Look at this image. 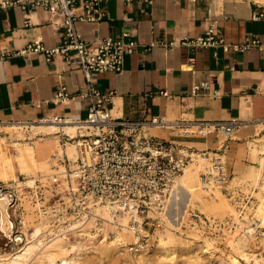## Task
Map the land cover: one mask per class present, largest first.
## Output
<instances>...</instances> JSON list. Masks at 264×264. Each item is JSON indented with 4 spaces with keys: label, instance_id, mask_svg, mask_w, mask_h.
<instances>
[{
    "label": "crops",
    "instance_id": "0c3cea01",
    "mask_svg": "<svg viewBox=\"0 0 264 264\" xmlns=\"http://www.w3.org/2000/svg\"><path fill=\"white\" fill-rule=\"evenodd\" d=\"M9 1L0 6V119H40L60 114L86 118L89 100L80 97L56 99L60 85L75 93L85 79L61 55L25 54L26 46L40 39L46 47L62 40V29L51 23L47 9L30 0ZM258 0H108L105 15L96 22L79 21L84 39L95 35L134 40L133 53L126 54L120 72L99 74L95 86L112 93L108 107L116 117L142 119L165 115L175 119H239V127L225 149L227 165L239 173L254 164L249 142L264 132V17ZM215 23L223 32L228 50L222 46L193 48L179 44L184 38L205 36ZM259 38L258 45H239ZM153 41L157 44L151 46ZM177 41L173 46L164 42ZM261 45V46H260ZM208 78L217 97L193 96L188 92L196 81ZM167 92L168 94H164ZM155 135L191 147L216 151L220 135L181 136L176 129L154 128ZM55 134L38 138L42 151L50 152ZM254 137V138H253ZM7 141L15 143L10 136ZM33 143V141H32Z\"/></svg>",
    "mask_w": 264,
    "mask_h": 264
},
{
    "label": "built area",
    "instance_id": "2783aa9c",
    "mask_svg": "<svg viewBox=\"0 0 264 264\" xmlns=\"http://www.w3.org/2000/svg\"><path fill=\"white\" fill-rule=\"evenodd\" d=\"M107 1H29L32 6L47 9L52 25L56 29H62V40L53 47H46L40 39H36L22 52L58 54L66 63L80 69L85 79L84 87L75 93H69L65 85H60L55 98L80 97L89 100L88 115L86 118L58 114L36 120L0 119V135L10 137L12 134L7 129H12L16 137L17 133L23 132L26 135L23 139L29 140L55 134L62 148H66L68 143H73L76 147L75 159L67 153L63 156L52 154L64 169L60 171L58 165H53L56 172L48 174V180H45L46 175L34 178L32 184L28 183L29 180L24 175H18L16 179L9 181L0 180V202L6 203L8 217L7 223L0 206V256L22 251L27 241L24 231L27 207L33 208L36 214L47 220L46 232L50 237L71 233L72 223L78 221L80 224L91 223V230L105 238V235L111 234H106L105 220L122 228L118 220L124 215L128 216L126 227L135 235H139L142 225L150 218L149 212H162L176 180L190 163L203 157L207 159L200 172L201 183L207 189L231 186L228 184L235 177L228 168L225 149L228 147L227 141L245 124L243 121L172 120L161 114L149 115L142 119H126L113 115L107 105L112 93L101 92L95 82L102 72H120L125 55L134 52L137 42L126 40L124 37L128 33H123L122 37L117 38L95 35L87 40L76 27L79 21L101 20L105 15L104 4ZM254 2L264 9L263 3ZM9 4V1H0V6L6 7ZM253 16L264 17V10ZM259 42L260 39L255 38L251 43L239 45L238 48L243 50L258 45ZM155 44L157 41H153L151 46ZM176 44L177 41L164 42L167 46ZM179 44L193 48L222 46L225 50L231 47V44L225 41L221 28L215 23L209 26L205 36L184 37ZM260 89L264 93V78ZM188 93L202 97L218 96V91L212 89L208 78L194 82ZM48 123L56 124L59 129L54 133L33 132L35 125ZM66 125H74L75 133L66 132L63 129ZM154 128L176 129L181 136L205 137L216 134L220 135L221 141L218 150L214 152L195 151L189 146L155 135L151 131ZM232 187L230 188L233 192L240 189L236 185ZM102 206L109 212L107 219L97 211V208ZM204 221L209 222L211 228L220 230L222 222L206 219ZM244 228L257 237L264 234L263 221L260 218H251ZM137 240L139 242V238Z\"/></svg>",
    "mask_w": 264,
    "mask_h": 264
},
{
    "label": "rangeland",
    "instance_id": "374dc122",
    "mask_svg": "<svg viewBox=\"0 0 264 264\" xmlns=\"http://www.w3.org/2000/svg\"><path fill=\"white\" fill-rule=\"evenodd\" d=\"M261 128H264V125L261 124L259 129ZM7 130H10V134H12L11 137L14 138L15 142H28L34 145L36 148V158L41 162L47 163V166L45 167L40 162L37 165L28 162L30 163L31 168L29 169V172L23 174L17 172V177L18 175H24L28 179L29 177H32V181H29L32 183L34 178L39 175H46L45 180H48L47 175L56 172L53 165H58L60 171L64 169V166L58 162L57 158L52 156L54 153H66L63 152L65 149L59 145L58 140L55 142V145L51 148L50 152L47 153L42 151L41 146L36 145L38 137L33 140L23 139V137L26 136L25 133H17L16 137L15 134L12 133V129ZM38 131L44 130L37 128L33 130L34 133ZM263 135L264 132H262L255 140H258V143H264ZM2 136L4 135L2 134ZM19 137L22 139L18 140L17 138ZM7 142L9 144V153H15L14 143L11 141ZM59 149L62 153L59 152ZM259 155L264 157V152ZM0 157L2 158L1 152ZM253 161L256 165L257 161ZM192 163H196L199 177L197 180H200V172L203 169L202 165L200 162L194 161ZM18 169H20V167H18ZM232 176L235 177L232 182L228 184L231 186H226L224 188H210L208 191L203 185L201 186L204 189H200L199 191L186 190V188H184L181 191L183 193L182 197H174V201H177L179 205L184 208L183 212L178 211L176 205L167 200L163 214L166 217L174 215L176 219L182 223L180 228L169 225L162 217L161 213L150 211V218L146 219L142 225L141 234H137L139 237H136L137 235L132 233V230L129 227H126L128 222L127 215H124L123 219L119 220L122 228L109 224L105 220L104 226L107 231L106 234L111 233L109 236L117 235L115 243L111 244H109L108 240H105L108 235H105L104 238L102 235H98L94 230H91V223L89 224L91 235L86 237L85 235H80L75 230H71V233L67 234L68 240L75 244L79 241L80 246L76 247L68 254V264H191V262L192 264H223L220 263V260L226 258L237 259L240 263L242 262L241 264H264V234L257 237L254 233H251L248 229L244 228V226L248 225L251 218L255 220L260 218L256 215V209L259 207L261 197L264 196V192L262 193L260 189V182L262 178H264V159L261 168L257 169V176L250 174V165L245 167L239 173H232ZM258 177L260 178L258 179ZM58 178L61 179L60 177ZM60 182L62 183V181ZM232 185L239 186L240 191L237 190L236 192H233V189H231L233 188ZM177 187H179V184L173 189ZM27 209L28 212L24 217L26 227L29 228V230H32L36 223L45 222V225H47L44 231L45 236L51 238L48 236V232H46L48 229L47 220L36 214V212L33 211V208L27 207ZM97 211L102 215L101 210ZM205 219L211 222H222L221 227L219 228L220 230L211 228L209 222L204 221ZM169 232H171L170 234H175L180 242L170 243V248L173 249V253L164 258L163 250L160 248L161 246L159 243L161 242V238H167ZM250 234L253 236L252 238ZM122 237L126 239V242L122 241ZM239 237H242L241 239H246L245 251L253 254V258H250L251 260L244 259L241 253L233 248L232 244H234ZM42 238H44V236ZM138 238L139 242H137ZM107 244H109V249L104 247ZM187 245H190L191 248L195 246H200V248L206 246L210 252L203 253L202 250H200L201 256L199 262L198 260L190 261L191 259L189 257L192 253L186 252L185 247ZM71 258L72 260H70ZM257 259H259L258 262H256ZM59 262L60 260L57 259L55 264H58Z\"/></svg>",
    "mask_w": 264,
    "mask_h": 264
},
{
    "label": "bare ground",
    "instance_id": "6f19581e",
    "mask_svg": "<svg viewBox=\"0 0 264 264\" xmlns=\"http://www.w3.org/2000/svg\"><path fill=\"white\" fill-rule=\"evenodd\" d=\"M258 1H260L264 4V0H258ZM35 128L43 129L45 132H49V133H54L56 130L59 129V127L54 123L37 124L33 127V130ZM63 129L70 134H74L75 130H76L74 125H66L63 127ZM263 137H264V135H263ZM57 138H58L57 136L54 137L55 141H57ZM249 143H250V148H251L252 159L257 161L256 165L255 164L250 165V174H252L253 176H257V169L261 168V164L263 165L264 157L259 155V154L260 153L263 154V152H264V143H258V140H252ZM14 145H15V153L10 154L9 150H8L9 144L6 140V136L0 135V152L2 155V158L0 157V180L9 181L11 179H15L17 177V172L21 173V174L28 173L29 169H31L30 163H28V162H31L33 165H37L40 162V163H42L43 166H45V167L47 166L46 162H41L36 158V148L34 145H32L28 142H15ZM36 145H39L41 147L43 146V144L40 143L39 141H37ZM67 145H68L67 148H64L65 150H63V152H66L69 155V157L75 159L76 158V147H75V145L73 143H68ZM59 152L62 153V151L60 149H59ZM57 155L63 156L64 153L57 154ZM197 162H200V164L203 167V165L207 162V159H205V157H203V158H200ZM18 167H20V169H18ZM259 178L260 177H258V179ZM31 179H33V178L29 177L28 180L32 181ZM197 179H199V177H198V173H197L196 163H190L184 169V172L176 180L174 187H176L178 184H179V187H177L171 191V196L167 197V200L174 203L176 205L178 211L183 212L184 208L182 206H180L177 201H174V197H176V196L182 197L183 193L181 191L184 188H186V190H194V191H199L200 189H204L201 186L202 185L201 179L200 180H197ZM29 181H28V183H30ZM32 183H30V184H32ZM260 189H261V192L263 193L264 192V178H262V180L260 182ZM207 191H208V189H207ZM214 191H215V189H214ZM164 208L161 212L162 217L166 220V222L169 225H171L173 227L180 228L182 223L179 222L178 219H176V217L174 215H170L169 217L164 216V214H163ZM97 210H99V211L101 210L102 216L106 219L108 218L109 212H108L106 207H103V206L98 207ZM256 210H257L256 215L258 217H260V219H262L263 226H264V196L261 197L259 207ZM231 211H233V210H231ZM1 212H2V216L5 219H7V223H8L6 205L3 204ZM244 217H245V215H244ZM121 219H123V217ZM121 219H119V220H121ZM89 224L90 223L80 224L78 221H75L74 223H72L71 229L75 230L80 235H85V237H86L88 235H91ZM46 226L47 225H45V222L36 223L33 226L32 230H29V228L26 227V221L24 219V231L27 235V241L24 244L22 251L17 252V253H12V254L11 253L2 254L0 256V264H55L57 259L60 260V262L58 264H68L69 263V255L68 254L73 249L80 246L79 241H77L78 242L77 244L72 243L70 240H68V235H61V234H57L51 238H48L47 236H45V232H44L46 229ZM124 229H126V228H124ZM170 233L171 232H169L167 234L166 239L161 238V240H160L161 242L159 243L161 246L160 248L163 250L164 258L168 257L170 254L173 253V249L170 248V243H176L179 241V238L175 234H170ZM43 236H44V238H42ZM252 237L253 236L251 235V238ZM241 238L239 237V239L235 243L233 242L234 243V244H232L233 248L237 252H240L244 259L249 260L253 256V254L251 252L245 251L246 239H241ZM116 239H117V235L116 236H107V238H105V240L109 241V244L115 243ZM122 241L126 242V239L124 237H122ZM109 244H107L104 247L109 249L110 248ZM179 244H182V243H179ZM209 247H211V246H209ZM185 248H186L185 250L187 253H192L191 256L189 257L191 259L190 261L198 260V262H199L200 256H201L200 250H202L203 253L210 252V250L207 249L206 246L201 247V248H200V246H195V247L191 248L190 245H187ZM187 253H186V255H187ZM171 257H173V256H171ZM70 260H72V258ZM263 260H264V257H263ZM258 261H259V259L256 260V262H258ZM220 263H223V264H241L242 262L240 263L239 260H237V259L226 258V259H221ZM191 264H192V262H191ZM195 264H197V263H195ZM198 264H200V263H198Z\"/></svg>",
    "mask_w": 264,
    "mask_h": 264
},
{
    "label": "water",
    "instance_id": "95a60500",
    "mask_svg": "<svg viewBox=\"0 0 264 264\" xmlns=\"http://www.w3.org/2000/svg\"><path fill=\"white\" fill-rule=\"evenodd\" d=\"M3 204L6 205V203H5L4 201H1V202H0V206H1V208H2Z\"/></svg>",
    "mask_w": 264,
    "mask_h": 264
}]
</instances>
